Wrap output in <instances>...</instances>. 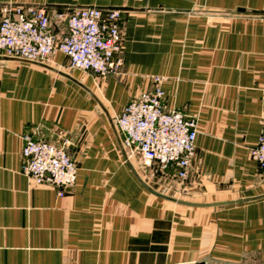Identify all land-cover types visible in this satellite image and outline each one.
Here are the masks:
<instances>
[{"label":"crops","instance_id":"0c3cea01","mask_svg":"<svg viewBox=\"0 0 264 264\" xmlns=\"http://www.w3.org/2000/svg\"><path fill=\"white\" fill-rule=\"evenodd\" d=\"M9 4L46 6L60 36L58 14L120 9L124 69L101 78L70 72L61 53L41 64L0 52V264H264V168L250 155L264 123V0H0V20ZM152 76L166 110L198 120L188 184L201 204L256 199L193 207L142 184L114 121ZM27 134L76 161L64 196L23 174Z\"/></svg>","mask_w":264,"mask_h":264},{"label":"built area","instance_id":"2783aa9c","mask_svg":"<svg viewBox=\"0 0 264 264\" xmlns=\"http://www.w3.org/2000/svg\"><path fill=\"white\" fill-rule=\"evenodd\" d=\"M120 17L121 12L115 9L80 7L68 17L56 16L66 22V32L60 36L46 6L9 4L0 20V52L41 64L61 53L70 69L101 78L115 76L123 65ZM164 97L160 87L142 92L123 108L114 124L125 151L136 153L146 167H156L163 174L171 172L184 181L196 152L198 120L182 111H167ZM23 140V174L64 196L66 189L75 185L78 171L66 146L39 140L33 134L24 135ZM250 155L264 168V123Z\"/></svg>","mask_w":264,"mask_h":264},{"label":"rangeland","instance_id":"374dc122","mask_svg":"<svg viewBox=\"0 0 264 264\" xmlns=\"http://www.w3.org/2000/svg\"><path fill=\"white\" fill-rule=\"evenodd\" d=\"M109 9H115V10H119L121 12V10L117 9V8H109ZM120 30H121V28H120ZM121 35H122V39H123L122 32H121ZM123 46H124V44H123ZM122 52H123V49H122ZM122 52H121V55H120L121 59H122ZM122 63H123V59H122ZM123 65H122V69H121V71L119 72L118 75L123 73V69H124ZM73 71H77V70L70 69V72H73ZM151 78H152V81H153V86H151L150 88L146 89L145 91L152 90L154 87H160L163 90V92L165 93V91L163 89V86H162L163 78L160 77V76H152ZM145 91H143V92H145ZM93 104H95V103L93 102ZM96 108H97V106H96ZM167 111H172V110H167ZM125 152H126L127 160L133 162L135 164V166L137 167V169L140 171L141 174L144 175V170L143 169L146 168L145 169L146 170L145 171V175H144V176H146L145 180L147 181V183L155 191H157L159 193H162L164 195H167L169 197L179 199V200H185V201L197 202V203H204L202 198H205V197L199 196V192L195 193L193 190H191V188H189L190 187L189 184H188L189 178H187L184 181H181V180L177 179L174 176V174L171 173V172L163 174V173L159 172L158 169H156V167L149 168V167H146L143 164H142V166L138 165L140 163L138 155L136 153L131 154L128 151H125ZM147 169L150 172H148ZM187 190H189V191L187 192ZM224 199H226V200H224ZM227 199H231V198L230 197H224L223 195L219 198V200H221V201H227ZM221 201H217L216 199L212 200V202H221Z\"/></svg>","mask_w":264,"mask_h":264},{"label":"water","instance_id":"95a60500","mask_svg":"<svg viewBox=\"0 0 264 264\" xmlns=\"http://www.w3.org/2000/svg\"><path fill=\"white\" fill-rule=\"evenodd\" d=\"M121 146H122V144H121ZM121 148H122L123 154L126 156V152H125L123 146ZM134 172H135V170H134ZM135 174L139 178V180L142 182V184L148 190H150L153 194H155L156 196H158V197H160L162 199H165V200H168V201L177 203V204H182V205H187V206H193V207H213V206L231 205V204H235V203H241V202H245V201H249V200L256 199V198H249V199H243V200H238V201H226V202H216V203H208V204L188 202V201H184V200H179V199H176V198H172V197H169L167 195H164L162 193H159V192L155 191L153 188H151L150 186H148L144 181H142V179L137 175L136 172H135ZM201 264H204V263H201Z\"/></svg>","mask_w":264,"mask_h":264}]
</instances>
